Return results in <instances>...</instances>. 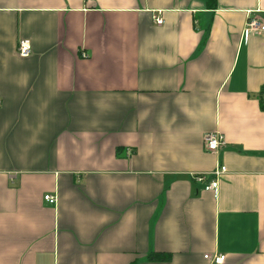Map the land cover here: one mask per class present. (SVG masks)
I'll return each mask as SVG.
<instances>
[{"label": "crops", "instance_id": "crops-1", "mask_svg": "<svg viewBox=\"0 0 264 264\" xmlns=\"http://www.w3.org/2000/svg\"><path fill=\"white\" fill-rule=\"evenodd\" d=\"M248 16L264 0H0V264H264Z\"/></svg>", "mask_w": 264, "mask_h": 264}, {"label": "built area", "instance_id": "built-area-1", "mask_svg": "<svg viewBox=\"0 0 264 264\" xmlns=\"http://www.w3.org/2000/svg\"><path fill=\"white\" fill-rule=\"evenodd\" d=\"M155 25L161 26L164 24V19L161 15H155L153 17ZM264 31V22L261 21L257 17L248 16L244 28V34L248 35L250 32H263ZM17 52L21 57H27L31 52V44L29 39H20L17 46ZM83 57H86L87 54L84 52L81 54ZM204 148L206 151L211 153L218 154L221 152L225 146L226 141L224 136L219 131L208 132L203 136ZM226 172V166L222 163H217L215 169L211 172V179L205 185L206 190L215 191L218 186L219 178L222 174ZM198 180H202V178H198ZM44 199L49 203L53 204L56 202V198L52 195H44ZM205 258L209 259L212 263L220 264L223 262L225 255L220 253H214L212 255L205 254Z\"/></svg>", "mask_w": 264, "mask_h": 264}, {"label": "trees", "instance_id": "trees-1", "mask_svg": "<svg viewBox=\"0 0 264 264\" xmlns=\"http://www.w3.org/2000/svg\"><path fill=\"white\" fill-rule=\"evenodd\" d=\"M206 2L210 6V8H214L216 6V0H206ZM263 107H264V104H263ZM150 257L151 258H161L163 257V254H160V256L158 254H152Z\"/></svg>", "mask_w": 264, "mask_h": 264}]
</instances>
